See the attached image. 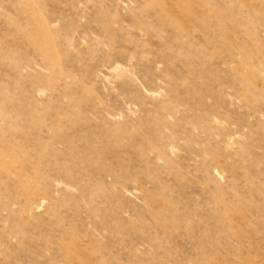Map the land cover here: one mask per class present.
Returning <instances> with one entry per match:
<instances>
[{
	"label": "rangeland",
	"instance_id": "1",
	"mask_svg": "<svg viewBox=\"0 0 264 264\" xmlns=\"http://www.w3.org/2000/svg\"><path fill=\"white\" fill-rule=\"evenodd\" d=\"M0 264H264V0H0Z\"/></svg>",
	"mask_w": 264,
	"mask_h": 264
}]
</instances>
